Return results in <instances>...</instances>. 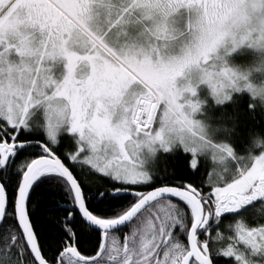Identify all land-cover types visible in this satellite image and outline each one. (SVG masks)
Here are the masks:
<instances>
[{
    "label": "snow or ice",
    "instance_id": "obj_1",
    "mask_svg": "<svg viewBox=\"0 0 264 264\" xmlns=\"http://www.w3.org/2000/svg\"><path fill=\"white\" fill-rule=\"evenodd\" d=\"M186 2L0 0V264H264V155L157 134L180 68L147 49Z\"/></svg>",
    "mask_w": 264,
    "mask_h": 264
},
{
    "label": "clouds",
    "instance_id": "obj_2",
    "mask_svg": "<svg viewBox=\"0 0 264 264\" xmlns=\"http://www.w3.org/2000/svg\"><path fill=\"white\" fill-rule=\"evenodd\" d=\"M164 20L168 28L166 36L158 46L156 42L149 44L147 51L151 53L158 47L156 59L179 66L173 87L180 93L178 103L183 116L162 122L157 134L165 148L180 143L201 153L210 152L218 168L226 169L229 159L237 156L227 142L212 141L211 125L206 120L193 118L207 103L193 97L200 85H206L208 95L217 105L232 100L234 93L247 92L264 108V78L258 81L252 78L254 73L264 77V0H187L168 12ZM242 48L255 53L252 64L243 68L230 66L226 58ZM41 58L30 54L24 63L29 67L36 64L43 79L47 74L40 64ZM178 81H182L179 86ZM251 148L261 149L259 154L264 155V136H253ZM140 151L154 156L159 148L151 137H144ZM253 155L252 151L247 154Z\"/></svg>",
    "mask_w": 264,
    "mask_h": 264
},
{
    "label": "trees",
    "instance_id": "obj_3",
    "mask_svg": "<svg viewBox=\"0 0 264 264\" xmlns=\"http://www.w3.org/2000/svg\"><path fill=\"white\" fill-rule=\"evenodd\" d=\"M244 66V65H243ZM257 104L256 107H249L250 104ZM207 110L208 120L211 126L218 130L216 137H212L213 142H227L234 150L237 157H246L251 150L254 154H259L261 149H252V137L255 135L264 136V108L253 101L249 94L234 93L232 100L220 104H209ZM73 146L70 138H62V147L71 148ZM183 152L177 148L175 155L168 154L167 160L161 157V162L166 163L170 169H175L179 174H184L185 161ZM177 156H181L177 158Z\"/></svg>",
    "mask_w": 264,
    "mask_h": 264
},
{
    "label": "rangeland",
    "instance_id": "obj_4",
    "mask_svg": "<svg viewBox=\"0 0 264 264\" xmlns=\"http://www.w3.org/2000/svg\"><path fill=\"white\" fill-rule=\"evenodd\" d=\"M255 57V53H253L251 50L249 49H239L236 52L232 53L230 56H228L226 59L228 60L229 65H239L241 66V68H243L244 66H248L250 64H252L253 60ZM244 65V66H243ZM254 80H260L261 78H264L261 76V74L259 73H254L253 77ZM182 83V81H178V86L179 84ZM208 89L206 85H200L197 89V96L193 97V99H204L207 101L206 104H204L202 106V112L200 113H196L194 114L193 118L194 119H202V120H208V115L207 114V110H205V108L209 105V104H213V105H217L213 102L212 98L208 95ZM247 93V92H246ZM248 94V93H247ZM181 103H183V100L180 101ZM216 128H214L213 126L210 127L209 132H210V138L212 139V137H216L215 133H218V130H215ZM213 140V139H212ZM210 163V162H209ZM228 163H235L234 161H232L231 159H229Z\"/></svg>",
    "mask_w": 264,
    "mask_h": 264
}]
</instances>
